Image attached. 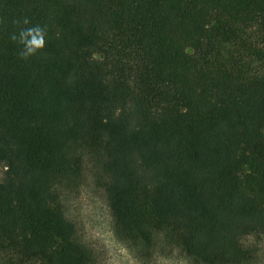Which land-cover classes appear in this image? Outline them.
Instances as JSON below:
<instances>
[{
  "label": "trees",
  "instance_id": "16d2710c",
  "mask_svg": "<svg viewBox=\"0 0 264 264\" xmlns=\"http://www.w3.org/2000/svg\"><path fill=\"white\" fill-rule=\"evenodd\" d=\"M0 21V264H107L87 190L136 264H262L264 0H0Z\"/></svg>",
  "mask_w": 264,
  "mask_h": 264
},
{
  "label": "rangeland",
  "instance_id": "374dc122",
  "mask_svg": "<svg viewBox=\"0 0 264 264\" xmlns=\"http://www.w3.org/2000/svg\"><path fill=\"white\" fill-rule=\"evenodd\" d=\"M3 173L4 168L0 165V177ZM80 211L89 236L106 252L107 264H136L129 251L116 241L112 233L111 216L100 193L85 191L81 197Z\"/></svg>",
  "mask_w": 264,
  "mask_h": 264
},
{
  "label": "clouds",
  "instance_id": "9594fccd",
  "mask_svg": "<svg viewBox=\"0 0 264 264\" xmlns=\"http://www.w3.org/2000/svg\"><path fill=\"white\" fill-rule=\"evenodd\" d=\"M13 23L17 26L21 23L23 25H31V20L25 16L22 19L14 20ZM46 36V26L34 25L20 28L18 32H14L10 36V39L21 45V49L18 52L19 57L23 60H28L46 47Z\"/></svg>",
  "mask_w": 264,
  "mask_h": 264
}]
</instances>
